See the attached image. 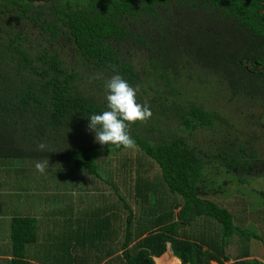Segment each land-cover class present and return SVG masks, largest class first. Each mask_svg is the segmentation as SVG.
<instances>
[{
    "label": "trees",
    "instance_id": "1",
    "mask_svg": "<svg viewBox=\"0 0 264 264\" xmlns=\"http://www.w3.org/2000/svg\"><path fill=\"white\" fill-rule=\"evenodd\" d=\"M114 74L153 113L129 127L143 156L131 160L134 171L127 160L111 170L133 173L121 187L129 205L113 193L97 196L82 180V170L99 176L97 155L124 148L101 146L87 127L88 116L108 110L105 82ZM201 89L221 101L234 98L243 115L209 108L197 99ZM254 108L257 119L249 114ZM241 121L255 130L245 131ZM197 130L210 134L193 136ZM41 142L47 151L37 150ZM262 149L264 0H0V164L9 170V180L0 174V181L13 187L0 191V264H171L170 256L179 264H223L230 237L237 234L240 244L261 237L206 196L221 192L210 187L219 174L254 180L244 172L263 167ZM38 162L50 166L43 175L12 168ZM150 166L158 168L156 179ZM114 176L109 172L118 188ZM26 197L31 204L36 198L35 211L45 203L56 214L44 212L47 233L62 231L56 254L41 253L39 215L21 211ZM72 198L87 200L79 214ZM73 222L79 227L72 234ZM190 225L197 233L220 231L221 252L215 233L190 240ZM240 244L234 264H264Z\"/></svg>",
    "mask_w": 264,
    "mask_h": 264
},
{
    "label": "rangeland",
    "instance_id": "2",
    "mask_svg": "<svg viewBox=\"0 0 264 264\" xmlns=\"http://www.w3.org/2000/svg\"><path fill=\"white\" fill-rule=\"evenodd\" d=\"M189 87L191 88L190 92L194 93V90H193L194 88L192 86H189ZM195 94H197V99L202 98L204 103L209 108H215L224 114H231V115H235V116L237 115V120L244 113V109H243L244 106L240 107L239 105H237L234 98H230L227 101H226V99L224 101H221V99L218 98V96L215 97L211 94L205 93V91H203L202 89L199 90L198 92H195ZM222 107H224V108H222ZM246 110H250V109H248V107H247ZM254 110L255 111H249V114H251V115L253 114L252 119H257L258 118L257 114H258L259 109L254 108ZM246 113H248V112L246 111ZM241 123L243 124L245 131L247 130L249 132H252L255 130V128H253L251 126V123H248L246 121H244V122L241 121ZM256 131L258 132V130H256ZM208 134H210L209 130H206V131L197 130L193 136H198L202 139H207ZM141 153L143 154V152H141ZM261 155L264 156V149L261 150ZM139 157H143V156H141L140 151L138 150L137 147H135L134 149L122 148L117 153L113 151L110 153L103 152L102 154L97 155L96 160H97V165L99 167V176L96 178L95 176H93L91 174H87L86 170H82V172H84L82 175V177H83L82 180L87 181L86 189H92L93 188L92 190H90V192H93L96 195L99 193H102L103 196L104 195L108 196V194L113 193L115 198H117V197L119 198L120 204H125V203L128 204V201L126 199V194L124 193L123 190L121 192V187L123 189L127 183L131 184V182H132L131 180H133V178H135V177H132L133 173L130 171L127 173L128 174L127 176L123 177V176H121L120 173L116 174V173H114V171H111V170H114V169L117 170V168H122L124 165L123 162L125 160H127L126 164H125L126 167L131 166L130 170L134 171L133 167H132V166H134V164L131 162V160L135 159L137 161V159H140ZM145 160H147V159L145 158ZM145 165H147V164H145ZM13 167H14V169H16V168H30L31 170L34 171V173H41L33 165L24 166V164H23V165L12 166V168ZM49 167L50 166L47 164V169ZM263 167H264V165H263ZM263 167H262V165H260V166L258 165L254 169H250L248 172H244V175L246 176V178L255 177L254 180L247 182V183H242V182H238V181L236 182V179L227 173L219 174L218 177L215 176L217 179V182L211 184L210 187H214V188L220 190L221 192H218V194L214 198L211 196H206L208 199L213 200L218 205L227 208L233 214L234 221L236 222V224L241 226V228H244L248 234L257 233L261 237L258 240L251 238L248 241H246V238H243V240L241 241L242 242L241 244L239 242V236L237 234L234 235V239H232V237H230L229 244L226 247V253L229 254L231 259H235V256L241 255L242 251L240 249H238L239 244H240V247L242 246L243 248L249 247V250L251 253V255L248 257L249 259H253V258L257 259L258 258V260L262 259L261 261H263V259H264V215H261V217L256 216V215H259V213H261V211L264 210V195L259 194L258 190H257V189L264 188V168ZM6 168H7V166H5L4 164H0V174L2 176H4V179L6 176L3 172L7 173L6 171H9ZM152 168H153L152 166L149 167V170H151L150 176H151V178L156 179L158 168L157 167H154L153 169ZM13 171L17 172V170H13ZM135 171H136V169H135ZM109 172L111 173V175L115 174V176L111 177V178L113 180V183L116 184V186L118 188H115V186L110 183L111 179L109 177ZM43 173H42V175H43ZM236 175H239V174L236 173ZM226 178L230 179V182L228 184H223L222 181ZM6 179L9 180L8 177ZM155 179H154V181H155ZM5 180L0 181V191L7 192V191L11 190L10 188L13 189V187L11 185L10 186L7 185L10 183H9V181L7 183ZM129 180H130V182H129ZM11 183H14L17 185L18 181L11 182ZM20 183L22 185H25V183L23 181H21ZM60 192H62V190ZM233 194H237L238 196L239 195L242 196V201H240V202L238 201L236 204H235V201L232 202V199H233L232 195ZM176 196L177 195H174V197H176ZM178 198H180V197H178ZM25 200L26 201L22 203L21 211H22V213H24V212H26V210L28 208H30V210L28 212L31 213L33 207L36 205V203H35L36 198L33 199L32 204L30 202V199H27V197L25 198ZM45 201H47L46 198L42 197L41 202H45ZM73 202H75V201H73ZM28 204H30V205H28ZM78 204H79V201H78ZM75 206H77V204ZM79 207H80V205H79ZM176 210H178V208H176ZM57 211H60V210L57 209ZM49 215H50V213H49ZM138 217L140 220H142L144 217H146V215L144 212H142L139 214ZM214 223H216V221ZM217 226L219 228V224H217ZM195 227H197V225H195ZM195 227H194V225L193 226L190 225L189 229H188V227L186 226V230L189 231L191 234L194 231L196 232V233L194 232V234L191 235L190 240L199 241L200 237H201V239L204 237V234L208 235L209 232L215 233V236H217L216 245L219 249V252H221L220 247H219V245L221 243V239H220L221 236H219L220 231H218L216 228H214L213 230L206 229V231H204V232L197 233L198 230ZM207 228H208V226H207ZM219 230H220V228H219ZM38 238H39L38 242L42 241L40 244L41 245V253H44V254L47 251H50V252L56 254L58 245H62L61 240H60L57 233L47 235L46 239L41 234V236L39 235ZM38 242L35 244L36 247H37ZM206 242H208V240ZM63 245H65V244H63ZM85 246L88 248V243H86ZM72 248H73V245H71L69 247L70 250ZM72 250L74 251V249H72ZM259 257H260V259H259ZM47 263L50 264L51 262H47ZM57 263L61 264L60 260H58ZM101 264H103V262ZM214 264H219V263L214 261ZM223 264H234V261L228 260V261L224 262Z\"/></svg>",
    "mask_w": 264,
    "mask_h": 264
},
{
    "label": "clouds",
    "instance_id": "3",
    "mask_svg": "<svg viewBox=\"0 0 264 264\" xmlns=\"http://www.w3.org/2000/svg\"><path fill=\"white\" fill-rule=\"evenodd\" d=\"M105 89L108 110L88 116V130L94 133V142L101 146L115 145L134 149L136 141L129 132L130 125L137 121L147 122L153 113L147 102H137V89L119 74L112 75L105 82ZM37 150L47 151L48 147L41 142L37 145ZM35 167L43 173L47 164L38 162Z\"/></svg>",
    "mask_w": 264,
    "mask_h": 264
},
{
    "label": "crops",
    "instance_id": "4",
    "mask_svg": "<svg viewBox=\"0 0 264 264\" xmlns=\"http://www.w3.org/2000/svg\"><path fill=\"white\" fill-rule=\"evenodd\" d=\"M75 192V191H74ZM10 193V192H9ZM68 200V199H67ZM73 201H75V202H73ZM78 201H79V204H78ZM68 202L71 204V211H73L74 213H77V214H79V212H82L83 210V205L87 202V200L86 201H82V203H80L81 201L80 200H78L77 198H72L71 200H68ZM40 203H37V207H36V209H38L39 211H35V209H33V211H35L34 213H36L37 215H39L38 216V219L40 218V223H39V225H38V229H39V235L41 236V234L45 237V239H46V236L47 235H50L51 233H60L61 234V230L59 229V228H56V229H53V230H51V231H49L48 233H47V225H45V220L48 218V216L47 215H45L44 214V212H48V214L50 213L52 216H56V214L54 215V213H51L50 211H48L45 207H48L47 205H45V203H43V206L42 205H39ZM77 204V206H75ZM79 205H80V207H79ZM12 206L13 205H10L9 204V206L7 207V208H12ZM91 209H90V212H91V210H94V207L92 206V207H90ZM58 209H60V208H58ZM174 209V208H173ZM57 210V209H56ZM39 212H40V214H39ZM174 212H176V209H174ZM57 215H58V213H57ZM91 216H92V218L94 217L92 214H91ZM112 225H113V223L112 222H110L109 223V226L110 227H112ZM72 226H73V229H72V234L74 233V231L79 227V225L77 224V223H72ZM60 234H58V236L59 237H61V235ZM74 237H77V238H79V236H80V234H77V235H73ZM5 256V255H4ZM167 256H168V258H169V256H170V254L168 255L167 254ZM170 259H171V264H179L178 263V261L176 260V259H174V258H172L171 256H170ZM259 259H260V257H259ZM229 260H233V261H235V259H229ZM261 260V259H260ZM216 262V261H215ZM210 264H214V261L212 260V261H210Z\"/></svg>",
    "mask_w": 264,
    "mask_h": 264
}]
</instances>
